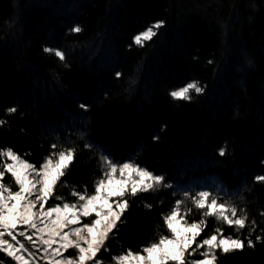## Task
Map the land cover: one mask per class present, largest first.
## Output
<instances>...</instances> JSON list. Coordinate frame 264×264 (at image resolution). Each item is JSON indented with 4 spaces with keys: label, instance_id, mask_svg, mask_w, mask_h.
Listing matches in <instances>:
<instances>
[{
    "label": "trees",
    "instance_id": "16d2710c",
    "mask_svg": "<svg viewBox=\"0 0 264 264\" xmlns=\"http://www.w3.org/2000/svg\"><path fill=\"white\" fill-rule=\"evenodd\" d=\"M158 20L165 24L157 35L136 45L133 37ZM76 25L81 32L70 31ZM190 81L205 91L190 101L169 95ZM9 107L17 111L6 114ZM0 119V149L36 167L53 143L77 149L55 190L69 203L72 190L93 192L101 154L133 158L172 185L129 198L110 251L100 254L105 264L168 235L162 216L183 191L220 189L246 210L239 235L255 247L217 251L218 264H264V241L256 240L264 235V182L254 181L264 175V0H0ZM187 207L188 221H199L201 211ZM218 227L237 235L209 217L198 239Z\"/></svg>",
    "mask_w": 264,
    "mask_h": 264
},
{
    "label": "snow or ice",
    "instance_id": "6c2138e0",
    "mask_svg": "<svg viewBox=\"0 0 264 264\" xmlns=\"http://www.w3.org/2000/svg\"><path fill=\"white\" fill-rule=\"evenodd\" d=\"M164 24V20L153 22L133 37L134 43L142 47ZM70 31L79 33L82 29L76 25ZM43 51L54 53L61 61L66 59L59 49L45 47ZM121 75L115 73L116 77ZM204 91L198 81H190L170 91L169 95L175 100L190 101V93ZM80 108L86 110L88 105L81 104ZM5 111L12 114L17 108L9 107ZM6 123L0 119V126ZM50 147L53 151L44 157L39 168L11 147L0 149V254L12 264H105L100 254L110 251L106 242L124 223L122 217L129 209V198L172 185L165 182L163 175L154 174L133 158L116 162L110 154H101V176L95 181L93 192L89 194L87 188L83 192L72 190L70 194L76 199L69 203L55 195V190L74 161L77 149L56 143ZM85 147L93 146L85 144ZM226 148L222 146L219 155L224 156ZM6 174L10 175L11 183L4 182ZM254 181L264 182V175L255 176ZM222 191L215 194L208 190L183 191V198L176 199L162 216L168 235L158 234L156 240L138 251L131 248L121 251L111 257V264H218L217 251L229 254L243 251L245 247L254 248V240L239 235L249 226L246 210L238 208L231 200L222 199ZM50 198L61 203L45 207ZM189 201L201 211L199 221H188L192 212V208L187 207ZM209 217L235 228L237 235L226 236L218 227L198 239ZM250 223L251 234L256 230V221ZM261 232L264 233V229ZM256 240L264 241V235H257ZM69 250H73V254L65 255ZM0 264L4 262L0 260Z\"/></svg>",
    "mask_w": 264,
    "mask_h": 264
},
{
    "label": "rangeland",
    "instance_id": "374dc122",
    "mask_svg": "<svg viewBox=\"0 0 264 264\" xmlns=\"http://www.w3.org/2000/svg\"><path fill=\"white\" fill-rule=\"evenodd\" d=\"M37 168H39V167H37ZM14 191H15V189H13ZM51 205H54V204H52V203H50L49 201H48V204L45 206V207H48V206H51ZM68 254H73V250H69V253H65V255H68ZM198 258V257H197Z\"/></svg>",
    "mask_w": 264,
    "mask_h": 264
}]
</instances>
